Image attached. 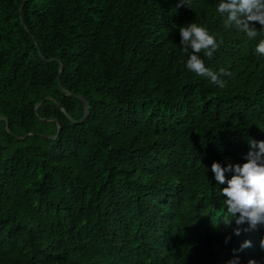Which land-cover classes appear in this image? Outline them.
Here are the masks:
<instances>
[{
	"label": "trees",
	"instance_id": "obj_1",
	"mask_svg": "<svg viewBox=\"0 0 264 264\" xmlns=\"http://www.w3.org/2000/svg\"><path fill=\"white\" fill-rule=\"evenodd\" d=\"M186 2L0 0V264H264L211 172L264 141V32ZM192 22L223 87L186 67Z\"/></svg>",
	"mask_w": 264,
	"mask_h": 264
},
{
	"label": "clouds",
	"instance_id": "obj_2",
	"mask_svg": "<svg viewBox=\"0 0 264 264\" xmlns=\"http://www.w3.org/2000/svg\"><path fill=\"white\" fill-rule=\"evenodd\" d=\"M180 4L187 2L180 0ZM216 12L223 17V26L226 29L235 27L249 40L255 39L258 35L256 24L262 26L260 31L264 32V0H220ZM179 33L181 47L185 50L190 47L193 53H196L187 60V69L223 87L224 83L219 80L217 73L205 67L203 60L197 55L204 51L207 57H212L218 48L216 37L209 34L207 28L195 22L180 27ZM256 53L264 56V39H260L257 44ZM220 73H224V69H220ZM249 143L252 150L245 156V163L229 164L227 168H222L219 163L213 162L211 172L219 184L225 183L226 171L233 173L227 180V187L221 191V195L225 198L226 224L231 223L228 217H232L235 218L237 225L247 222L251 229H255L257 225L264 224V141ZM257 148L258 151L255 150ZM237 214H239L238 218ZM234 234L239 236L241 229L237 227ZM225 242H228L227 239ZM248 247H251V242L245 241L240 250ZM261 247H264V241H261ZM228 264H239V257L229 260ZM248 264H256V261L249 260Z\"/></svg>",
	"mask_w": 264,
	"mask_h": 264
},
{
	"label": "water",
	"instance_id": "obj_3",
	"mask_svg": "<svg viewBox=\"0 0 264 264\" xmlns=\"http://www.w3.org/2000/svg\"><path fill=\"white\" fill-rule=\"evenodd\" d=\"M57 80H58V78H57ZM73 96V95H72ZM82 100V99H81ZM82 102H83V114H82V116L80 117V119H78L77 120V122H80L83 118H84V116H85V114H86V104L84 103V101L82 100ZM56 105L57 106H59V104L58 103H56ZM34 110L36 111V107L34 108ZM6 122V121H5ZM5 126H6V124H5ZM6 130H8L7 129V126H6ZM41 136H44V137H50V136H48V135H43V134H40Z\"/></svg>",
	"mask_w": 264,
	"mask_h": 264
}]
</instances>
